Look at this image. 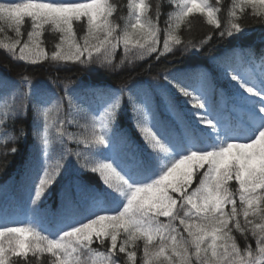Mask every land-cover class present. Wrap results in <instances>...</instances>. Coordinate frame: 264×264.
<instances>
[{
    "label": "trees",
    "instance_id": "16d2710c",
    "mask_svg": "<svg viewBox=\"0 0 264 264\" xmlns=\"http://www.w3.org/2000/svg\"><path fill=\"white\" fill-rule=\"evenodd\" d=\"M207 2L216 8L213 18L217 24L209 25L201 13L176 21L183 0H145L146 12L151 13L148 18L155 26L157 51L141 54L135 41L125 46L122 40H114L115 46L107 56L92 52L94 57L101 56L99 63L52 58L56 51L71 57L73 44L83 46L86 17L74 22L71 39L67 35L62 39L54 26L45 25L42 37L29 42L33 54L25 60L19 58L21 45L12 47L16 44L15 32L4 25L0 31V228L24 225L57 239L65 231L98 215H114L125 206L127 189L116 192L107 187L99 172L91 171L98 164L111 163L128 187L142 186L158 179L166 165L190 154L186 151L189 146H218V137L231 139L230 131L239 132L238 138L243 139L255 126L264 107V10L243 0ZM108 3L118 6L114 13L118 31L122 34L126 27L130 31L128 21H134L130 0ZM233 23L241 30H232ZM21 27L19 39L27 41L26 33L32 30L30 19ZM228 30L233 33L227 35ZM221 32L225 35L220 36ZM169 36H176L180 43L169 40L165 48ZM175 84L198 95L205 107H193L192 99L183 96ZM241 84L253 92L249 94ZM117 97L120 104L114 120L100 129L104 110ZM197 114L207 116L212 123L202 124ZM144 127L162 138L167 153L147 142L141 131ZM99 130L105 139L103 145L95 143ZM46 160L49 172L58 174L33 203ZM193 171L196 180L192 188L203 169ZM237 187L234 179L229 181L230 191ZM236 202L239 205L238 196ZM225 210L230 211L231 206H225ZM19 215L23 220L17 219ZM160 220L168 222L165 217ZM240 220L244 223L242 213ZM122 235L121 231L118 242ZM236 236L239 246H255L254 238L245 241L240 233ZM137 243L138 249L129 246V250L137 251V264H142L143 242ZM91 247L94 252H104L98 243ZM13 259L14 264H27L20 258ZM29 259L32 264H50L51 254L45 251L34 257L29 253ZM81 260L105 264L106 258L89 254ZM122 264H126V258Z\"/></svg>",
    "mask_w": 264,
    "mask_h": 264
},
{
    "label": "snow or ice",
    "instance_id": "6c2138e0",
    "mask_svg": "<svg viewBox=\"0 0 264 264\" xmlns=\"http://www.w3.org/2000/svg\"><path fill=\"white\" fill-rule=\"evenodd\" d=\"M243 3L253 7L259 5L264 10V0H243ZM117 7L115 3L109 4L108 0H90L89 3H77L75 0H14L7 3L0 0V31L6 25L15 32L17 39L12 47L15 49L16 45H21V60L33 54L29 42L42 37L45 25L54 26L62 34V39L64 35L71 39L75 31L74 22H80L82 17H86L87 27L83 46L73 44L75 50L71 57L56 51L52 57L54 60L75 58L83 64L91 59L99 63L101 56H107L115 46L114 40L117 43L122 40L125 46L135 41L141 54L156 52L155 26L148 18L151 13L146 12L148 5L145 0H130L134 21H128L131 30L126 27L122 34L114 22ZM179 9L175 17L178 22H183L191 13H201L207 17L209 25L218 23L213 18L216 8L209 6L207 0H183ZM28 19L32 30L27 31V41H23L19 39L21 26ZM78 27L82 30L84 26L80 24ZM231 29L241 30L236 23ZM232 30H228L227 35H231ZM224 35V32L220 33V36ZM169 40L180 43L176 36H169L164 41L165 48ZM39 51L42 53L43 49ZM93 51L101 56L94 57ZM85 55L87 60L82 59ZM229 75L239 81L236 75ZM175 86L183 96L192 99L193 107H205L198 95L180 85ZM241 87L249 94L253 92L244 84ZM119 104L117 97L104 110L105 119L101 121L100 129L107 128L114 120ZM197 119L202 124L212 123L201 114H197ZM141 131L153 148L168 152L158 134L147 127ZM228 136L231 139L218 137L221 143L215 147L201 149L189 146L186 151L190 154L166 165V171L158 179L142 186L128 187L111 163L98 164L91 171L99 172L107 187L116 192L127 189V202L122 210L114 215H98L65 231L57 239L42 236L33 227L0 228V264H14L13 257L32 264L29 253L38 257L45 251L51 254L50 264H87L81 256L89 254L104 256L105 264H122L125 258L126 264H137V251L129 250V246L138 249V241L143 242L142 264H264V107L259 110L255 126L244 134L243 139L238 138L240 133L237 131H230ZM95 143L105 144L100 130L95 133ZM43 146L45 149L48 147L46 137L43 138ZM15 150V147L11 149L12 152ZM47 162L35 187L33 203L44 193L45 185L53 182V175L58 174L49 172ZM181 166L184 167L178 172ZM194 169L203 171L198 184L192 188L196 180ZM233 179L238 187L230 191L229 181ZM225 206H231V210L226 211ZM241 213L244 223L240 220ZM160 217L168 218V222H162ZM177 220L178 224L175 223ZM121 231L123 235L118 242ZM236 233H240L245 241L254 238L255 246L248 243L239 246ZM94 243L103 247L104 252H94L91 247Z\"/></svg>",
    "mask_w": 264,
    "mask_h": 264
},
{
    "label": "rangeland",
    "instance_id": "374dc122",
    "mask_svg": "<svg viewBox=\"0 0 264 264\" xmlns=\"http://www.w3.org/2000/svg\"><path fill=\"white\" fill-rule=\"evenodd\" d=\"M97 97H100V95H97ZM102 97V96H101ZM90 99H92V98H90ZM248 100H250L249 98H248ZM102 100H99V103L101 104V105H103V103L101 102Z\"/></svg>",
    "mask_w": 264,
    "mask_h": 264
}]
</instances>
